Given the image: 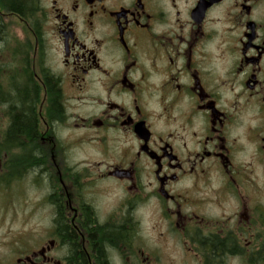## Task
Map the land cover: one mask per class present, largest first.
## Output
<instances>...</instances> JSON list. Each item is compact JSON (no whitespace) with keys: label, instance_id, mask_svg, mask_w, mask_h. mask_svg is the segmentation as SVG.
Masks as SVG:
<instances>
[{"label":"flooded vegetation","instance_id":"1","mask_svg":"<svg viewBox=\"0 0 264 264\" xmlns=\"http://www.w3.org/2000/svg\"><path fill=\"white\" fill-rule=\"evenodd\" d=\"M0 196V264H132L145 210L264 264V0H0Z\"/></svg>","mask_w":264,"mask_h":264},{"label":"rangeland","instance_id":"2","mask_svg":"<svg viewBox=\"0 0 264 264\" xmlns=\"http://www.w3.org/2000/svg\"><path fill=\"white\" fill-rule=\"evenodd\" d=\"M3 196H0V200ZM5 202V200H3ZM24 208V206H22ZM23 208H17L18 216L14 220L11 218L9 207L0 205V245L8 246L9 237H16L19 235H27L28 229H40L44 223V216L35 209L36 207H27L24 216ZM150 210H145L144 216L141 219V232L139 241L144 247V254L141 256L137 250H134L130 255L132 264H142L141 259L145 258L144 264H190L183 252L179 250L178 245L174 242L170 233L159 235L158 232H152L149 228L151 221L149 220L148 213ZM22 233V234H21ZM23 240L25 237H23ZM158 256L159 261H155L152 257ZM151 257V258H150Z\"/></svg>","mask_w":264,"mask_h":264},{"label":"trees","instance_id":"3","mask_svg":"<svg viewBox=\"0 0 264 264\" xmlns=\"http://www.w3.org/2000/svg\"><path fill=\"white\" fill-rule=\"evenodd\" d=\"M23 125L28 126L26 123H24V122L22 121L21 125H18V126H17L18 129L22 130V129H23ZM112 238H113V237H112Z\"/></svg>","mask_w":264,"mask_h":264}]
</instances>
